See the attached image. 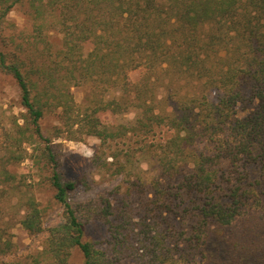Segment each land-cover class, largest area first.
<instances>
[{"label": "trees", "instance_id": "1", "mask_svg": "<svg viewBox=\"0 0 264 264\" xmlns=\"http://www.w3.org/2000/svg\"><path fill=\"white\" fill-rule=\"evenodd\" d=\"M22 1L0 0V74L14 78L26 109L15 135L0 119V163L6 155L21 161L13 145L29 143L50 168L64 217L32 261L7 258L14 242L0 217V264H71L74 248L82 264H118L131 247L155 264H264V226L235 227L246 207L264 201V0H28V36L9 19ZM87 83L114 94L90 97L84 114L72 87ZM132 107V127L150 133L165 125L173 134L149 150L158 175L133 180L115 202L107 196L86 205L107 225V242H92L69 200L77 181L64 178L41 120L54 111L71 137L86 123L88 134L107 141L127 126L115 129L103 117ZM11 178L1 166L0 186ZM20 223L29 233L45 231L32 196Z\"/></svg>", "mask_w": 264, "mask_h": 264}, {"label": "rangeland", "instance_id": "2", "mask_svg": "<svg viewBox=\"0 0 264 264\" xmlns=\"http://www.w3.org/2000/svg\"><path fill=\"white\" fill-rule=\"evenodd\" d=\"M28 0L15 6L9 14V19L17 24L18 30L25 31L28 36L32 32L33 20L28 15ZM61 35L53 36L54 45L60 46ZM139 72H132V79H136ZM87 83L72 87L76 106L80 112L86 114L92 111L94 102L90 97L110 98L114 90L101 85L94 87ZM93 91V92H92ZM26 112L21 106L20 90L14 78L10 75L0 74V119L7 130L14 134L15 123H23L22 114ZM138 114L135 108L118 115H106L103 120L110 127L117 128L120 124L127 126V131L113 139L103 141L96 135L88 134V125L84 123L75 136L65 130L64 121L54 111L46 112L41 120L42 130L47 137L52 139L53 148L61 160V170L65 179L77 181V188L70 193L69 200L78 209V214L84 221L85 239L97 242H107V225L92 216L93 210L86 208L88 203L98 202L109 196L115 202L124 195L132 181L148 182L158 175V169L153 153L149 150L155 148L158 141L169 138L173 131L168 126L156 127L150 133L137 127H132ZM78 128V126H77ZM61 134V135H57ZM15 135V134H14ZM40 141L33 139L34 144ZM145 152V150H147ZM12 150L21 161L10 159L6 155L3 165L13 174L10 181H5L0 186V217L3 223L9 226L14 242V251L7 258H26L31 261L43 250L47 237V229L61 222L64 217V206L55 198V189L49 180L50 168L38 162V152L33 153L29 143L13 145ZM8 154V152H7ZM127 154L131 160L126 161ZM125 164L122 167L121 164ZM4 180V179H1ZM10 185L13 187L10 189ZM34 197L43 212V225L45 231L29 233L23 228L20 221L25 212V202L28 197ZM134 201L132 216L137 230H142L141 222L137 217L135 207L140 203L136 195L131 196ZM264 226V201L260 204L248 206L235 220V227L247 230L248 228H262ZM103 246V244H100ZM130 253H118V264H155L149 259H142L135 250L130 248ZM111 252V249H110ZM5 258V259H7ZM82 252L74 248L71 253V264H82ZM183 264V263H178Z\"/></svg>", "mask_w": 264, "mask_h": 264}]
</instances>
